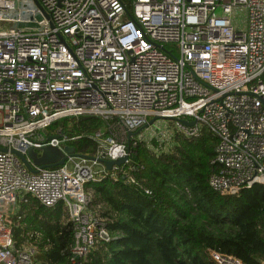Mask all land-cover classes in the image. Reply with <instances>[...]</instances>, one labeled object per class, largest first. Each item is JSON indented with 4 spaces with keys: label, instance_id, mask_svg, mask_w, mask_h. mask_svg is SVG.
<instances>
[{
    "label": "built area",
    "instance_id": "1",
    "mask_svg": "<svg viewBox=\"0 0 264 264\" xmlns=\"http://www.w3.org/2000/svg\"><path fill=\"white\" fill-rule=\"evenodd\" d=\"M38 1L49 20L33 2L0 0V264H36L37 248L15 241L31 199L65 206L74 225L68 264L111 240L85 185L122 166L74 157L42 170L28 158L31 172L16 154L72 146L77 137L52 129L66 118L104 121L92 157L106 160L129 158L137 141L164 146L207 128L218 139L210 187L229 196L264 186V0ZM154 117L170 124L167 134L157 125L155 136L153 126L130 136Z\"/></svg>",
    "mask_w": 264,
    "mask_h": 264
},
{
    "label": "trees",
    "instance_id": "2",
    "mask_svg": "<svg viewBox=\"0 0 264 264\" xmlns=\"http://www.w3.org/2000/svg\"><path fill=\"white\" fill-rule=\"evenodd\" d=\"M103 126L98 117L81 116L52 129L77 137L71 145L78 154L94 156L93 134ZM217 145L207 128L197 138L176 133L164 146L155 138L137 141L115 177L108 172L88 182L90 209L106 222L111 240L97 244L84 264H216L210 251L264 264V186L229 196L215 192L209 178ZM15 241L37 248L36 264H68L74 225L63 204L48 208L31 199Z\"/></svg>",
    "mask_w": 264,
    "mask_h": 264
},
{
    "label": "water",
    "instance_id": "3",
    "mask_svg": "<svg viewBox=\"0 0 264 264\" xmlns=\"http://www.w3.org/2000/svg\"><path fill=\"white\" fill-rule=\"evenodd\" d=\"M33 4L36 6V8L42 13V15L49 20V16L46 13V11L43 9V7L41 6V4L39 3L38 0H32ZM262 104L264 106V100H262ZM165 118H158V117H154L152 118L148 124H146L145 126L141 127L138 131H136L135 133H131L130 136H139L142 134V132H144L145 130L149 129L151 126H153L157 121L159 120H163ZM167 119V118H166ZM171 120L177 121L183 125L186 126H194L195 122H191V123H187L181 119L178 118H173ZM51 140V137L48 138V141ZM51 147H45L43 148L41 151H43L44 156L40 158L39 161L36 162V158L33 155V151L34 150H29L28 151V155L27 157L25 155H22L20 153H16L18 155V157L20 158V160L23 162V164L27 167V169L31 172H37L36 169L33 168V166L31 165V163L29 162L28 158L31 159L36 166L39 167V169H48V168H57V167H61L64 166V164L66 163V161L68 160V158H83V159H87V160H91V161H95L100 165H103L107 171H112L114 168H119L121 166H123L124 164L127 163L128 161V156H125L123 158L117 159V160H106L104 158H96V157H92V156H87V155H83V154H78L75 150V148L73 146H67V145H63L62 146V150L61 154H58L56 152H54L53 150L55 148L50 149ZM59 150V149H58Z\"/></svg>",
    "mask_w": 264,
    "mask_h": 264
},
{
    "label": "rangeland",
    "instance_id": "4",
    "mask_svg": "<svg viewBox=\"0 0 264 264\" xmlns=\"http://www.w3.org/2000/svg\"><path fill=\"white\" fill-rule=\"evenodd\" d=\"M21 1V4H22V6L23 5H26V4H29V3H32V0H20ZM162 126V128H163V133H165V132H167L168 130H170L172 127L170 126V124H167V121H164V120H160V121H158V122H156L154 125H153V127H151V129H152V131H149V133H152V135H150V136H155L156 134H158L157 132L158 131H156V130H153L156 126ZM162 133V134H163ZM165 134H167V133H165ZM149 137V136H148ZM160 137V136H159ZM166 141V140H165ZM50 149H52V148H50ZM53 150V149H52ZM54 152H56V153H58V154H61V151L60 150H58V149H54L53 150ZM33 155H34V157L36 158L35 160H36V162L37 161H39L40 160V158L41 157H43L44 156V153H43V151H33Z\"/></svg>",
    "mask_w": 264,
    "mask_h": 264
}]
</instances>
